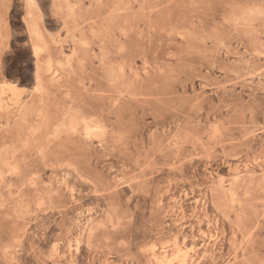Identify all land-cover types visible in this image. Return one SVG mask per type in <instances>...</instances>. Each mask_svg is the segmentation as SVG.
<instances>
[{"label":"rangeland","instance_id":"374dc122","mask_svg":"<svg viewBox=\"0 0 264 264\" xmlns=\"http://www.w3.org/2000/svg\"><path fill=\"white\" fill-rule=\"evenodd\" d=\"M0 264H264V0H0Z\"/></svg>","mask_w":264,"mask_h":264}]
</instances>
